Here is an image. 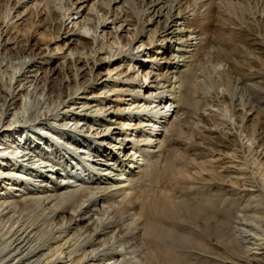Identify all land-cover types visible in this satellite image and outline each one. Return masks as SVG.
<instances>
[{
  "label": "bare ground",
  "instance_id": "6f19581e",
  "mask_svg": "<svg viewBox=\"0 0 264 264\" xmlns=\"http://www.w3.org/2000/svg\"><path fill=\"white\" fill-rule=\"evenodd\" d=\"M5 1L11 5L0 2V264H185L192 250L207 264H264V83L246 79L251 71L243 63L259 58L251 51L243 63L232 60L238 43L264 53V0ZM83 8L89 14L78 18ZM190 8L193 19L186 17ZM125 24L133 30L123 35ZM254 24L261 31L253 35ZM63 30L70 40L46 49L49 58L33 52V39L52 45ZM201 37L203 45L189 50ZM64 48L69 53L52 69ZM145 53L151 65H134ZM101 62L107 78L94 75ZM224 63L229 68L221 71ZM60 66L54 90L52 72ZM198 77L206 100L195 97ZM185 109L193 122L177 120ZM222 125L248 141L252 167L237 154L242 147L230 140L232 132H218ZM188 126L200 128L203 141L191 133L186 155L171 151ZM154 162L152 171L162 170L178 190L155 186L151 195L139 185ZM197 184L208 186L206 197L181 196Z\"/></svg>",
  "mask_w": 264,
  "mask_h": 264
},
{
  "label": "rangeland",
  "instance_id": "374dc122",
  "mask_svg": "<svg viewBox=\"0 0 264 264\" xmlns=\"http://www.w3.org/2000/svg\"><path fill=\"white\" fill-rule=\"evenodd\" d=\"M0 2H2L1 3V6L4 8L5 6L6 7H8V6H10L11 5V2L8 4L7 3V1H5V0H1ZM75 2V1H74ZM185 2L186 1H183V5L185 4ZM6 3V4H5ZM5 4V5H4ZM4 5V6H3ZM86 5V4H85ZM84 5V6H85ZM12 8H13V6H12ZM86 8V7H85ZM85 8H83L82 9V11L81 12H83V14L81 13V15H79V17L78 18H80L82 15H84V16H86V15H88L89 14V10L88 9H86V11H84V9ZM90 9V8H89ZM192 10V8H190L189 10H188V13H190V11ZM13 13H14V11H12ZM90 15H93V14H90ZM197 14H193V11L190 13V14H188V15H186V17L187 18H189V19H193V17L194 16H196ZM201 15V14H200ZM77 18V17H76ZM256 18H258V17H256ZM264 18V16H262L261 17V19H263ZM82 20V19H81ZM111 21H112V19H109V21L107 22V24H109V23H111ZM71 22V19L70 20H68V24ZM73 23H70V29H72V27H73V25H72ZM116 25H118L119 26V24H116ZM108 26V30H110V28L112 27V25L110 24V25H107ZM244 26V27H243ZM254 26H256V27H254ZM242 27L244 28V29H246L247 28V26L246 25H242ZM152 28V27H151ZM260 27L259 26H257V25H253L252 26V30H250L249 28H247L246 30H250L251 31V34H253L254 35V31L255 30H257L258 32L259 31H261V28L259 29ZM76 30H77V32H79V33H86L85 31H83L84 29H78V28H76ZM80 30H82V32L80 31ZM121 30H123L122 31V34L123 35H125V33L126 32H132V28H130V27H127L126 26V24L123 26V29H121ZM217 30H219L218 29V27H215V29H214V32H216ZM37 33H34V35L36 36V37H38V34L39 33H41L42 32V30H40V28H37ZM64 32H66V31H62V34L60 35V38L57 40V41H53L52 42V45L50 44V42H46V41H41V40H38L39 38H35V39H33L30 43H31V46H32V48L34 49V51L33 52H35L36 54H40L43 58H49V57H47V56H45V54L47 53L46 52V49H47V51L49 52V50L50 49H54V48H56V46H57V44H59V43H64L65 41H69L70 39H68V35H67V38L66 39H64L65 38V36L66 35H64ZM92 33V32H91ZM91 33H86L90 38H91ZM218 32H216V34H217ZM221 33V32H220ZM224 37L225 36H227V35H223ZM203 38L204 37H201V40L200 39H198L197 41H194L193 42V47H191L189 50H194V49H196V48H198V46H200V44H202L203 45V43L204 42H202V40H203ZM220 38V42H219V44H221L222 42H224V38L223 37H219ZM48 41H49V39H48ZM199 42H201V43H199ZM34 44H35V48H34ZM225 44V43H224ZM140 45V43H138L137 45H136V48L138 47ZM70 46V45H69ZM220 46V45H219ZM229 46H230V44H229ZM235 46H237L238 47V49H239V52H237L238 50L236 49V52H232V60L233 61H237L239 64H240V62L239 61H241V63H243V62H245V61H247V58L248 57H246V53L247 52H249V51H251L252 52V54H254L256 57H259L258 58V60H256L254 57H251V59H253L254 61L256 60V62L257 63H255V64H253L252 62H250V61H248V62H245V63H243V65H244V67H245V70H247V71H251V74H249L250 76H248V77H246V79H248L249 81H251V82H257V81H259V79L261 78V84L263 85V81H264V72L259 76V77H254V78H249V77H251V75H253V73L254 72H262V71H264V68H262V64H264V53H262V55L260 54V51H257L256 49H258L259 48V46L258 45H253V46H251V47H249L246 43L244 44V43H238L237 45H235ZM48 47V48H47ZM71 47H73V46H71ZM230 49L232 48V45L229 47ZM144 50H146V48L145 47H143L142 49L140 48L137 52H142V51H144ZM216 52L217 51V48L215 49H212L211 50V52L212 53H214V52ZM147 52H149V53H151L152 52V50H150L149 48L147 49ZM64 53L65 54H68L69 53V50L67 49V48H64V50L63 51H61V53L60 54H58V55H56V56H54L53 58V60H54V62L52 63V69L53 68H55L57 65H58V63L60 64L61 62H63L64 61V59H62L63 58V56H64ZM194 53H196V52H194ZM147 53H145L144 54V56L143 57H138V58H136V60L133 62L134 63V65H137V67H140V66H150L151 65V63L149 62H147L146 63V61H143L144 59H147V55H146ZM104 56V53L103 52H101V53H99V55L97 54V56H96V58H98L99 60H100V58H102ZM75 57H77V55H75ZM75 57H73V60L72 61H74V58ZM70 58H71V56H70ZM250 58V57H249ZM196 58H193L192 60L193 61H191L190 60V64L189 65H192V67H194V65H195V60ZM87 60H84V62H80L79 64H77V66H79V67H83V65H84V63L86 62ZM109 60L108 59H106V61L105 62H108ZM262 62V63H261ZM99 64H101V66L100 67H96L95 68V70H94V75H97L98 76V78H107L109 75H108V73L105 71V69H106V63H104V62H101V63H99ZM103 64V65H102ZM200 65V63L198 62L197 63V66H196V70L198 69V66ZM224 65H227L226 66V69H228L229 68V66H228V64H226V63H224L223 64V67H221V71H223L222 69H224L225 68V66ZM252 68V69H251ZM45 70H46V67L44 68ZM90 69V66H87V67H85L83 70H84V73H83V76H84V80L86 81L87 80V71ZM149 69H151V67H149L147 70H149ZM44 70V71H45ZM247 71H245V73L247 72ZM83 72V71H82ZM154 73L156 74V70H154ZM104 74H105V76H104ZM52 75H53V77L55 78V80H54V82L56 83V85H54L55 86V88H54V90H58L59 89V87H60V82H62V75H63V68L60 66V67H58V68H56L55 69V71L54 72H52ZM198 75H200L199 73H198ZM194 76V75H193ZM70 77H71V75H70ZM193 78V77H192ZM200 77H198V78H196V81H197V85H198V88H196L197 90H196V94H195V97H196V99H198L199 101L200 100H206L205 98L207 97L206 96V94H205V89H206V87H204L203 85H202V83L200 82V84H199V82H198V80H200L199 79ZM243 78H245V76L243 77ZM70 80H72V78L70 79ZM83 80V81H84ZM144 82V81H143ZM150 82H152V79H149L147 82H146V84L147 85H149L150 84ZM57 86V87H56ZM59 86V87H58ZM202 88V89H201ZM203 90V91H202ZM169 107V106H168ZM173 107V106H172ZM178 110V109H177ZM215 112H216V109H213ZM175 112H176V110H175ZM189 112V111H188ZM187 112V109H185V112L183 111V110H181L179 113H178V115H177V120H179V122H181V121H187V122H193L194 121V118L192 117L191 118V116H192V113L191 112H189L188 113ZM171 113H172V111H171ZM221 113V111H219V114ZM175 119V113H173V117L171 118V121H173ZM251 119V118H250ZM176 120V121H177ZM262 121L264 122V115L262 116ZM178 122V121H177ZM223 126V127H222ZM222 126H220V129H218V132H225V133H227V132H232V137H234V138H232V139H230V140H232V142L234 143V144H237V145H241V147H242V150L241 149H236V151L238 150V155H240V156H242L243 158L244 157H247V158H245V160H247L248 159V162L249 163H247L248 164V166H251L252 167V159H253V157H252V155L250 156V152L248 151L249 150V148H250V144L248 143V141L246 140V139H244V137L243 136H241V138H240V140L238 139V137H240V134H238L239 132H237V130L236 129H234V127L232 126V130H230L229 128H230V126H224V125H222ZM234 126H236L237 127V123L234 125ZM264 126V125H263ZM103 129V128H102ZM200 128H197V130L196 129H194V127L193 126H188L187 128H186V132H187V134L185 135V136H182L180 139H181V141H179L178 142V144L177 143H175V145L174 146H171V148H170V142L175 138L172 134H171V136H169L164 142H165V149H168V148H170V150L172 151H176V152H179V153H182V154H184V155H186V143H189V140H186V138H187V136L189 135V134H191V133H194L196 136H194V139L197 137V141L200 143V142H202L203 141V138L202 137H200V136H198L199 135V132H200ZM221 130V131H220ZM228 130V131H227ZM236 130V131H235ZM202 133V132H201ZM165 133H163V135H164ZM63 135V134H62ZM76 135L75 134H73L71 137H75ZM173 136V137H172ZM202 136H203V133H202ZM164 137V136H163ZM235 137H237V139H238V143L236 142V138ZM170 138H172V139H170ZM182 138H183V140H182ZM67 139H70L69 137H67ZM76 139H80V137H76ZM193 139V140H194ZM171 140V141H170ZM64 143V142H63ZM169 145H168V144ZM177 145V146H176ZM204 149H209V147H207V146H205V147H203ZM253 148H254V146H253ZM204 149H202V150H204ZM206 152V151H205ZM246 152V153H245ZM207 153H209V152H207ZM164 156L165 155H163V158H164ZM109 158L111 159V156H107V155H105L104 154V159L105 160H109ZM162 158V159H163ZM225 157H223V159H224ZM229 158H231L232 160H234L233 159V157H229ZM240 160V161H239ZM242 160V161H241ZM244 161V159H241V158H237V159H235V162H236V164H240V163H242ZM153 165H155V162L151 165L150 164V166H153ZM248 166H244L243 168L246 170V172H247V174H249V173H251V168H248ZM254 166V165H253ZM148 168H149V166L147 167V169L144 171V173H141V174H144V175H141L140 177H139V185H141L142 187H144L143 189H149V188H152V190H155V189H157V188H162V186L164 187V188H166V186L169 184L170 185V187L168 188V190H170V188H171V192L172 191H175L174 189H177L178 190V188H175L174 187V183L173 182H170V181H168L167 182V178H161V177H164V176H161V175H163L162 174V170H159V171H157V172H155L154 173V171H152V170H155V168H156V165H155V167L153 168V167H150V169H149V171H147L148 170ZM152 168V169H151ZM237 168H239V167H237ZM150 170H151V174L152 175H150L151 177V179L150 178H148L149 176H148V173H146L145 174V172H149L150 173ZM234 172H236L234 169H232ZM161 172V173H160ZM222 173H223V175H225L224 174V171H221ZM23 173L24 174H26V175H28V172H26V171H23ZM160 173V174H159ZM259 174V171L256 173L255 171H253V174H252V176L254 175V176H257ZM157 175V176H156ZM147 176V177H146ZM153 177H154V179H153ZM157 177H158V179H157ZM258 177V180H260V175H258L257 176ZM142 179V180H141ZM147 179H148V181L150 180V181H152V183H150L149 184V182L147 181ZM160 179H161V182L162 183H159V181H160ZM21 180H24L23 179V177L21 178ZM156 180H157V182H156ZM25 181H27L28 182V180H25ZM165 181H166V183H165ZM154 182H156V183H154ZM172 183H173V185H172ZM198 183V182H197ZM200 183V182H199ZM198 183V184H199ZM157 184H159V185H161V186H157ZM197 184V185H198ZM168 185V186H169ZM196 185V186H197ZM202 185L204 186L205 184H201V186H199V187H201V188H195V189H197L196 190V192H199L200 191V193H199V195L194 191V188L192 189H189V187H186L185 188V190L183 191V193L181 194V196L182 197H193V198H200V197H206L207 196V194H208V192H209V189H207V187L208 186H206V187H202ZM147 186H149V187H147ZM157 188H156V187ZM167 186V187H168ZM171 186H173V187H171ZM154 188V189H153ZM174 188V189H173ZM203 188H205V192L203 191L204 189ZM207 189V190H206ZM150 191V189H149V193H154V191ZM187 191V192H186ZM201 191H203V193L201 192ZM208 191V192H207ZM194 192H195V194H194ZM148 193V194H149ZM152 193H151V195H152ZM205 193V194H204ZM193 194V195H192ZM187 195V196H186ZM179 196H180V194H179ZM190 197V198H191ZM230 196H228L227 198H229ZM152 199V198H151ZM228 203L229 204H226V205H224L222 208H226V206H228V205H230L232 202L231 201H228ZM236 205V204H235ZM231 229V232H230V230H229V236H233V235H235V230L233 229L232 230V227H230ZM233 232H234V234H233ZM233 234V235H232ZM235 237V236H234ZM237 241V240H236ZM238 242V244H240V246H242V242L239 240V241H237ZM195 252V253H197L198 251L196 250H192L191 251V253L192 252ZM195 253L194 254H191L188 258H186V259H184V261H186L185 262V264H207V262H205V261H203L202 259H201V257H199V259H198V256H197V259H196V261H195V259L194 258H196L194 255H195ZM200 256V255H199ZM192 260H194V261H192ZM192 262V263H191ZM210 264H213V263H210Z\"/></svg>",
  "mask_w": 264,
  "mask_h": 264
}]
</instances>
